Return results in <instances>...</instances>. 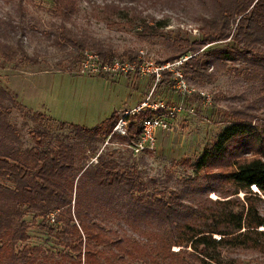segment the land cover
Here are the masks:
<instances>
[{
  "label": "trees",
  "instance_id": "obj_1",
  "mask_svg": "<svg viewBox=\"0 0 264 264\" xmlns=\"http://www.w3.org/2000/svg\"><path fill=\"white\" fill-rule=\"evenodd\" d=\"M23 1L12 0V14L8 11L0 18V52L7 61L21 48L22 34L34 31L25 18ZM52 2L50 12L57 22L39 33L62 51L66 66L78 65L87 50L94 51L101 62L117 57L139 61L133 49L117 53L87 28L67 25L78 0ZM98 5L105 13L134 20L140 40L165 47L163 59L187 56L181 68L188 81L207 79L224 68L245 82L257 83L264 97V0H99ZM155 12L160 13L158 18ZM170 17L194 24L197 35L159 34L157 30ZM243 107L232 109L241 117L228 120L192 163L194 172L215 169L206 179L186 176L181 178L180 188L165 197L151 193L146 200L136 192L145 182L135 177L132 164H119L117 149L106 155L100 150L94 164H76L78 143L84 142L87 150L96 152L94 140L111 130L117 119L115 110L97 126L71 124L74 140H59L55 147L42 146L47 133L34 129L32 146L9 154L0 152V264H33L40 252L38 246H18L28 238L27 223L16 219L23 208L36 209L35 215L40 217L60 210L57 216H50L51 221H62L58 233L67 251L60 256L76 264H247L229 254L236 248L254 249L264 258V207L260 205L264 200V125L252 122L256 115L248 111L255 108ZM157 111L164 109L146 107L128 113L127 136L116 138L126 144L134 141L142 119ZM5 112L0 103V118ZM40 116L38 111L31 114L32 119ZM74 180L72 196L65 186L71 188ZM211 182L227 183L228 187L219 189L208 185ZM208 190L219 197L208 198ZM240 191L242 199L237 195ZM107 216L116 219V229L107 226ZM73 218L75 222H71ZM66 235L73 238L68 240Z\"/></svg>",
  "mask_w": 264,
  "mask_h": 264
},
{
  "label": "rangeland",
  "instance_id": "obj_2",
  "mask_svg": "<svg viewBox=\"0 0 264 264\" xmlns=\"http://www.w3.org/2000/svg\"><path fill=\"white\" fill-rule=\"evenodd\" d=\"M11 4L12 0H0V18L5 17L8 11L12 14ZM98 4L99 0H78L77 10L66 24L87 28L96 37L110 43L117 53L124 48L133 49L139 60L132 62L134 64L151 61L157 65L168 62L167 68H163L155 80V76L147 72L111 70L85 74L77 71V65L68 67L62 51L48 44L45 34L39 33L43 28H50L52 22H57L50 12L52 0H24L25 18L33 24L34 31L28 30L22 34L21 48L9 61L0 52V103L6 108L0 118L3 122V128L0 129V139L3 141L1 153L9 154L13 149L22 150L32 146L34 141L31 134L36 128L47 133L41 145L55 147L59 140H74L71 124L79 127L97 126L113 110L118 116L124 110H135L141 101L180 105L178 111L167 117L168 128L156 130L155 148L151 151L131 155L126 143L116 138L117 134L108 137L110 131L94 140V153L87 150L84 142L78 143L81 149H76V164H94L100 150L106 155L108 150L117 149L115 157L119 164L124 161L132 164L135 177L145 182L144 188L136 192L146 200L151 193L165 197L171 190L180 188L181 178L195 174L197 179L202 176L205 178L215 170L210 167L194 172L192 163L204 146H210L212 139L228 120L241 117L239 113H233L232 109L243 110V105L253 107L255 109L248 111L256 115V120L253 118L252 122L264 125V97L258 92L257 83L245 82L240 75L224 68L207 79L190 82L181 68L187 56L163 59L167 54L165 47L160 43L149 44L140 40L134 20L122 14L105 13ZM154 15L158 18L160 13L155 12ZM157 31L170 37L197 35L194 24L174 17H170L168 24ZM220 44L226 46L224 42ZM178 60L181 62L178 63ZM176 71L181 74L180 77L176 76ZM35 111L40 112L41 116L32 119L31 114ZM1 182L12 185L5 179ZM77 184L79 188L81 180ZM75 185L76 180L71 188L65 186L72 196L76 191ZM208 185L219 189L228 187L227 183L211 182ZM237 195L242 199L243 192ZM206 196L210 199L219 197L214 190H208ZM260 205L264 207V200ZM36 212L33 208H23L16 216V219L27 223L28 234V238L19 242L18 246L25 244L39 247L40 252L34 256L33 264H54L58 260L61 264H76L60 256L61 252L67 251L63 246L64 238L58 233L62 221L50 219V216H57L60 210L51 211L50 216L43 217L35 215ZM106 220L108 227L116 229L113 216H107ZM71 222H75V219ZM64 237L68 240L73 238L70 235ZM176 248L172 246V249ZM229 254L247 264H264V258L254 249L236 248Z\"/></svg>",
  "mask_w": 264,
  "mask_h": 264
},
{
  "label": "built area",
  "instance_id": "obj_3",
  "mask_svg": "<svg viewBox=\"0 0 264 264\" xmlns=\"http://www.w3.org/2000/svg\"><path fill=\"white\" fill-rule=\"evenodd\" d=\"M178 63L181 60L177 61ZM168 62H164L161 64L155 65L154 62H139L134 64L128 61H119L117 59H113L111 62H101L98 56L94 52H84V56L80 63L77 65V71L85 74H93V73H102L108 71H136L138 73H151L155 76V80L158 79L160 75V71L163 68H167ZM177 77H180L179 72H175ZM179 82L183 84L182 80L179 79ZM146 105V106H145ZM148 105V106H147ZM150 108L152 110H157L158 108H163L164 112L157 111L154 114L148 115L144 117L141 121L140 131L138 133L137 138L126 144L128 149L130 150L131 155H135L137 153L151 151L155 148V133L156 130H165L168 128L167 117L172 116L173 112L178 111L181 106L180 105H173L169 106L163 104L162 102H146L141 101L136 106L135 110H124L122 113H119L116 119V122L112 126L110 134H117L120 136H127V129H126V118L125 116L131 112H138L144 108ZM51 219V218H50Z\"/></svg>",
  "mask_w": 264,
  "mask_h": 264
},
{
  "label": "bare ground",
  "instance_id": "obj_4",
  "mask_svg": "<svg viewBox=\"0 0 264 264\" xmlns=\"http://www.w3.org/2000/svg\"><path fill=\"white\" fill-rule=\"evenodd\" d=\"M253 188H255V187H253Z\"/></svg>",
  "mask_w": 264,
  "mask_h": 264
}]
</instances>
